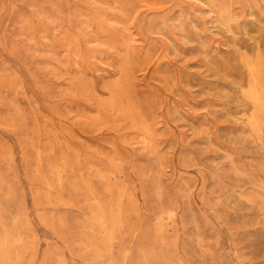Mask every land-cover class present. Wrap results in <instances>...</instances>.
<instances>
[{"label":"rangeland","instance_id":"rangeland-1","mask_svg":"<svg viewBox=\"0 0 264 264\" xmlns=\"http://www.w3.org/2000/svg\"><path fill=\"white\" fill-rule=\"evenodd\" d=\"M0 264H264V0H0Z\"/></svg>","mask_w":264,"mask_h":264}]
</instances>
